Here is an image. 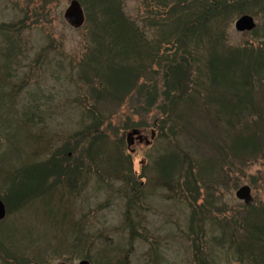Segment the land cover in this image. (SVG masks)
Segmentation results:
<instances>
[{"label":"rangeland","instance_id":"374dc122","mask_svg":"<svg viewBox=\"0 0 264 264\" xmlns=\"http://www.w3.org/2000/svg\"><path fill=\"white\" fill-rule=\"evenodd\" d=\"M70 1L0 0V27L19 44V55L7 66L9 70L2 68L5 61L0 60V84L11 94L6 115H12L0 119V172L5 178L3 182L0 176V196L7 198L6 217L0 223V264H17L21 259L29 264H78L81 260L90 264H239L228 248L230 229L222 226L246 217L247 207L264 205V159L234 158L228 151L231 145L225 137L232 136V131L226 120L231 116L218 112V107L229 100L223 81L212 80L206 64L211 56H230L235 50L239 59L233 65L252 84L241 99L252 106V116L259 115L264 109L260 90L264 80L256 76L254 66L257 58H264L259 52L263 48L264 53V9L243 13L254 19L258 28L254 33L235 30V21L243 14L234 7L213 21V39L199 44L198 61L192 68L194 83L186 85L195 93L177 104L176 118L161 132L155 120L159 102L147 112L136 113L138 93L149 89L152 100L160 99V73L144 78V91L135 86L128 104H118L116 97L125 93L118 89L95 102L94 85L100 76L89 70L86 58L94 28L88 17L91 9L102 6L82 0V8L88 6L89 12L82 9L85 23L75 30L63 20ZM115 3L122 18L136 20L141 28L146 22L145 31L152 38L164 29H148L146 18L172 17L171 7H163L160 0ZM139 101L143 106L145 100ZM216 115L221 120L218 130L211 122ZM91 116L102 117L104 124L97 128H109L112 136L98 138L93 159L88 160L81 144L93 137L86 128ZM128 119L148 139L155 132L150 146H126L128 130L122 132L120 127ZM241 130V124H235V131ZM68 150L74 153L65 156ZM185 153L189 159L183 162L180 156ZM170 156L179 162L163 178V167L174 168L166 159ZM48 163L51 171L48 168L42 179L40 166ZM62 176L72 177L71 183ZM14 179L26 192L22 202L13 192V199L9 197ZM135 183L139 191L131 192ZM244 185L251 190L249 206L235 197ZM222 232L227 236L223 238ZM71 244L77 247L69 248Z\"/></svg>","mask_w":264,"mask_h":264},{"label":"trees","instance_id":"16d2710c","mask_svg":"<svg viewBox=\"0 0 264 264\" xmlns=\"http://www.w3.org/2000/svg\"><path fill=\"white\" fill-rule=\"evenodd\" d=\"M79 2L85 4L82 0ZM86 2L102 6V8L95 11L91 9L90 12L87 10L88 6L84 8L91 15L88 18H90L91 24L94 27L90 35L91 41H88L86 58L89 70L95 75L100 76L95 85L92 83L96 89V95H94L95 102H99L102 98H107L110 93V96H113L112 91L118 89L120 92L125 91V93L121 97H116V101L120 105L128 104L132 92L136 91L134 90L135 86L144 91L147 87L144 78L154 72L160 73L163 91L160 99L152 100L149 89H146L144 93H138L136 113L138 111L147 112L151 106L159 102L157 106L159 112L155 120L161 132L164 126L172 124L176 118L174 110L177 104H180L179 102L184 97H190L195 93L194 89L190 88V91L188 88L191 83H194L192 68L198 61L197 48L199 44L201 42L204 43L205 39H211V41L213 39L210 34V31L213 30V21L223 12L231 11L233 7L239 11V14L249 13L251 8L264 9V0H237L232 4L220 3L218 0H160L163 7L168 9L171 7L169 15H172V17L161 21L150 20L149 17L146 18L148 29L155 27L164 29L163 33H160L157 38H152L149 32L145 31V28H147L145 26L146 22L144 27L141 28L136 20H127L121 17L119 5L115 3V0H107L106 2L104 0H86ZM238 5L240 7L236 8ZM200 10H202L201 13ZM256 31H258V28L253 33ZM0 35L3 39V44L0 42V60L5 61L2 68L9 70L7 66H10L9 64L13 60L15 61L19 55L17 52L19 44L15 37L8 33V30L4 27H0ZM213 41L216 44L219 42L217 37ZM249 50L258 51L256 49ZM262 50H259V52L264 54ZM143 54H145L144 58L140 56ZM211 57L206 64V68L212 72V80L217 77L216 79L220 78L223 81L224 95L229 100L227 105L221 106L220 104L218 107V112L225 116H231L230 119L226 120L228 129L232 131V136L227 135L228 137H225L228 138L225 143L231 145L228 151L234 158L239 156L244 158L247 156L250 158V161H252V158H256V160L260 158L264 159V109L258 111L259 115L252 116V106L241 99L246 98L249 88H252V84L249 82L246 73L242 75L233 65L239 59L236 51L233 50V54L230 56L226 54L225 56L215 55V57ZM256 62L257 64L254 66L256 76L264 80V58H257ZM145 63L147 65H143ZM137 64L140 66H137ZM231 68H233L232 71ZM155 69L158 70L154 71ZM213 72L217 74L215 75ZM126 85H128L127 89ZM153 90L156 94L155 87H153ZM260 90L264 94V81L262 80ZM0 93L2 94V96L0 95V119L8 116L10 118L12 115L6 114H9L11 110V94L6 92L4 86L1 84ZM140 99L145 100L143 106H140ZM219 117V115H216L211 118V122L217 125L216 130H218V124L221 121ZM234 120L237 122H233ZM101 123H103L102 117H92V122L86 125V128H88L87 132L90 131L93 134L92 139L91 136H88L81 144L83 150H85L83 154H87L88 160L93 159V150L97 146L96 141L98 138L112 136L109 128L105 131L97 128L98 126L96 125H100ZM235 124H241L243 131L236 132ZM250 126H252L251 129L249 128ZM138 127H140L138 124L128 119L127 123L121 125L120 130L124 132L126 130L138 129ZM68 153L72 155L74 151L68 150L65 156ZM166 159L168 160V164L174 166V168L164 170L163 167L161 170L163 178L164 175L169 177L171 172L176 168L175 166H177L175 164L179 162L177 159H173L172 156ZM186 159H189L187 154H181L180 160L185 162ZM89 163L91 162L89 161ZM49 164L40 166V171L43 172L42 179L46 177V172L50 169ZM58 166L60 167V165ZM58 169L56 166V170ZM163 170L167 174L163 173ZM118 172L120 170H116L115 173ZM0 176L3 179L1 172ZM62 177V179H66V183H71L72 177ZM4 181L5 178L3 179ZM8 183L9 181L6 185ZM21 184L20 181L18 182L15 179L13 184L10 183L12 190L9 193V197L13 199L12 195L14 193L17 202H22L26 194V192L20 190ZM138 187L136 183L135 185L131 184V192H138ZM5 198H1L0 196V199L7 206ZM247 212L246 217L236 219L237 222H234L231 226H222V228L230 229L229 237H227L228 248L233 258L239 264H264V205L261 206V209H254L251 205L247 207ZM222 236L224 238L227 235L225 232H222ZM76 247L77 245L74 244L69 246L72 249ZM202 263L211 264V262L205 263V261H202ZM17 264H29V262L21 259ZM35 264L43 263L35 262Z\"/></svg>","mask_w":264,"mask_h":264},{"label":"water","instance_id":"95a60500","mask_svg":"<svg viewBox=\"0 0 264 264\" xmlns=\"http://www.w3.org/2000/svg\"><path fill=\"white\" fill-rule=\"evenodd\" d=\"M134 1H142V0H134ZM63 19L64 21L73 29H79L84 24V14L81 9V6L78 1L72 0L68 7L65 9L63 13ZM234 28L237 32H251L255 28V23L252 17L243 15L240 18H238L234 24ZM139 132L137 130H131L126 134V144L128 148L131 146V144L135 140H138L142 142V137L138 135ZM154 138V133H151V139ZM144 146H148L150 144V140L145 138ZM1 142V140H0ZM235 197L242 201V203L246 206L250 205L252 203V196H251V190L248 186H241L238 188L235 192ZM6 216V210L4 204L0 200V222L5 218ZM64 264V263H60ZM78 264H90L88 261L82 260Z\"/></svg>","mask_w":264,"mask_h":264},{"label":"flooded vegetation","instance_id":"af4514ba","mask_svg":"<svg viewBox=\"0 0 264 264\" xmlns=\"http://www.w3.org/2000/svg\"><path fill=\"white\" fill-rule=\"evenodd\" d=\"M140 134H141V133H140ZM141 136H142V142H145V140H144V139H145V138H144L145 136H144L143 134H142ZM134 144L141 145L140 141H136V140H135V143H134Z\"/></svg>","mask_w":264,"mask_h":264}]
</instances>
